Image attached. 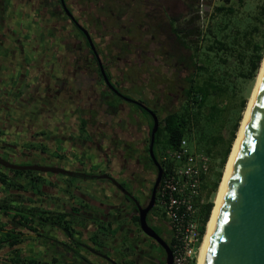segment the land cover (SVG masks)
Masks as SVG:
<instances>
[{
	"label": "flooded vegetation",
	"instance_id": "1",
	"mask_svg": "<svg viewBox=\"0 0 264 264\" xmlns=\"http://www.w3.org/2000/svg\"><path fill=\"white\" fill-rule=\"evenodd\" d=\"M165 12L166 0H0V264L166 263L141 225L159 173L149 110L160 120L183 102L188 70L168 58ZM161 207L158 189L147 223L169 244Z\"/></svg>",
	"mask_w": 264,
	"mask_h": 264
},
{
	"label": "trees",
	"instance_id": "2",
	"mask_svg": "<svg viewBox=\"0 0 264 264\" xmlns=\"http://www.w3.org/2000/svg\"><path fill=\"white\" fill-rule=\"evenodd\" d=\"M239 2L241 6L246 4V0ZM202 4L201 0L186 2L183 18L173 17L170 21L169 39L173 41L167 46L168 58L188 70L181 107L168 110L160 118L154 153L158 157L159 150L176 148L186 139L212 158L211 171L202 184L205 203L200 208V220L205 238L214 197L248 105V97L240 95V86L258 76L264 60V35H260L249 13H240L231 3L216 5L212 21L203 29L198 24V7ZM181 19L186 20L185 24L175 27ZM162 165L165 176L168 166L164 162Z\"/></svg>",
	"mask_w": 264,
	"mask_h": 264
},
{
	"label": "water",
	"instance_id": "3",
	"mask_svg": "<svg viewBox=\"0 0 264 264\" xmlns=\"http://www.w3.org/2000/svg\"><path fill=\"white\" fill-rule=\"evenodd\" d=\"M149 111L153 116L150 155L158 165L159 173L150 203L141 211V225L165 249V264H172L173 252L170 245L147 223V213L156 204L164 174V168L154 154L155 136L160 120L152 110ZM1 163L16 169L44 170L43 167L35 165L21 166L5 161ZM225 188L226 193L218 208L214 233L206 247L202 264H264V77L245 124L241 148Z\"/></svg>",
	"mask_w": 264,
	"mask_h": 264
},
{
	"label": "built area",
	"instance_id": "4",
	"mask_svg": "<svg viewBox=\"0 0 264 264\" xmlns=\"http://www.w3.org/2000/svg\"><path fill=\"white\" fill-rule=\"evenodd\" d=\"M167 173L159 188L172 233V264H198L203 241L200 208L205 203L202 184L212 167V158L193 151L186 139L162 153Z\"/></svg>",
	"mask_w": 264,
	"mask_h": 264
},
{
	"label": "rangeland",
	"instance_id": "5",
	"mask_svg": "<svg viewBox=\"0 0 264 264\" xmlns=\"http://www.w3.org/2000/svg\"><path fill=\"white\" fill-rule=\"evenodd\" d=\"M166 1H167L168 8H169V13H165L166 14V20L168 19V17L170 15H172L174 17L183 18V16L185 15V10H186V2L187 3H191L192 2V0H166ZM201 1H202L203 4L198 7L199 10H200V12H199L200 18L198 20V24L203 29H205L206 26H207V24L210 21H212L211 20L212 19V11H213V9H214V7L216 5H218V4H229V3H231L236 8L239 9L240 13H242V12L249 13L250 16L252 17V21L259 26V29H260L259 33H260V35H264V0H246V4L243 5V6L240 5L239 0H230V1H227V0H201ZM196 8H197V6H196ZM185 22H186V20L181 19L174 26L175 27H180L181 25H184ZM167 40L170 41V39H167ZM204 44L205 43L203 42L202 45H204ZM184 72L186 73V71H184ZM256 81H257V78H256L255 81L245 80V81L242 82V84L240 86V89H241L240 90V95H242V97H246L247 96L248 97V103H249V100L251 98V95L253 94L254 88L256 86ZM182 84L185 85V81L184 80H183V83ZM139 89H141V88H138L137 87V88L133 89V91H131L130 93L132 94V96H134L136 98L144 99V98H142V96H139L140 95ZM146 93L150 97L153 95V91H148ZM181 104L182 103L180 102L172 110H176V109L178 110L181 107L180 106ZM243 116H244V113H243ZM228 131H229V128L225 132L226 136H228ZM189 145H190V147H191V149L193 151L199 152L198 149H197V147L195 145H191L190 143H189ZM219 150H220V152H222V149H219ZM202 153H204V152H202ZM218 162L219 161H217L216 164H218ZM217 167H218V165H217ZM214 201H215V199H214ZM161 211H162V214L164 216V211L165 210L162 207H161Z\"/></svg>",
	"mask_w": 264,
	"mask_h": 264
},
{
	"label": "bare ground",
	"instance_id": "6",
	"mask_svg": "<svg viewBox=\"0 0 264 264\" xmlns=\"http://www.w3.org/2000/svg\"><path fill=\"white\" fill-rule=\"evenodd\" d=\"M263 77H264V61L262 63V66H261V69L259 71V74H258V77H257V81H256V86L254 88V91H253V94L251 95V98L249 100V103L245 109V112H244V116H243V119L241 121V125H240V128H239V131L237 133V137L234 141V144L232 146V150H231V153L229 155V158L227 160V163H226V166H225V169H224V174H223V178L221 180V183H220V186L218 188V191H217V194L215 195V204H214V208H213V211H212V215L210 217V221L208 223V226H207V232H206V235H205V238H204V241L203 243L201 244V247H200V253H199V257H198V264H202L203 263V260H204V256H205V251H206V247L208 245V243L210 242L212 236H213V233H214V226H215V222H216V219H217V216H218V208H219V205L221 204L222 200H223V197L226 193V188H225V185H226V182H227V179L231 173V170L234 166V163L237 159V156L239 154V150L241 148V139L243 137V130H244V127H245V124L250 116V113L254 107V104L256 102V98H257V94H258V90H259V87L262 83V80H263Z\"/></svg>",
	"mask_w": 264,
	"mask_h": 264
}]
</instances>
